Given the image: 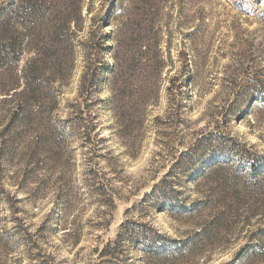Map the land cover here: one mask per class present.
Returning a JSON list of instances; mask_svg holds the SVG:
<instances>
[{"label":"rangeland","instance_id":"374dc122","mask_svg":"<svg viewBox=\"0 0 264 264\" xmlns=\"http://www.w3.org/2000/svg\"><path fill=\"white\" fill-rule=\"evenodd\" d=\"M126 221L161 254L101 256ZM0 237V264H264V0H0Z\"/></svg>","mask_w":264,"mask_h":264},{"label":"trees","instance_id":"16d2710c","mask_svg":"<svg viewBox=\"0 0 264 264\" xmlns=\"http://www.w3.org/2000/svg\"><path fill=\"white\" fill-rule=\"evenodd\" d=\"M105 189L101 188L100 189V192L103 194ZM151 194V193H150ZM149 193L147 195H150ZM146 195V197H147ZM112 200V198H111ZM113 201V200H112ZM149 229V230H148ZM135 233H139V235L141 237H143L144 239V242H143V247H142V250L149 254H154V255H160L161 254V251H159L158 249H156L154 247V242L155 240L158 239V236L155 234H153V231L152 229L146 227V226H139L138 224H134V223H129V222H124L122 224V227L118 233V236H117V239L115 241H112V242H109L102 250L101 252V256L103 257H106V256H116V255H120L122 254V250H123V246H124V241H130L134 238L135 236ZM127 235V236H126ZM30 244H35L36 243V240L33 241V237L30 236ZM161 241V240H160ZM13 243V242H12ZM11 243V244H12ZM164 243L167 245V243L169 244V240H166L164 241ZM171 246V245H168V247ZM14 247L12 245H10V243H8L7 240H4L0 237V249H4V250H7L9 249L12 250ZM167 249V248H166ZM166 249H164L166 251ZM173 251H176V250H181L180 247L175 246L173 249H171ZM115 259H118V258H115ZM17 264V263H15Z\"/></svg>","mask_w":264,"mask_h":264}]
</instances>
